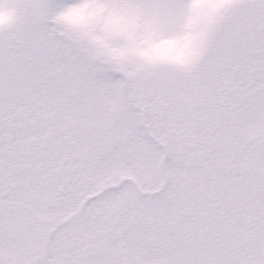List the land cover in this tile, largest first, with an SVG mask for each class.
<instances>
[{
    "label": "snow or ice",
    "instance_id": "snow-or-ice-1",
    "mask_svg": "<svg viewBox=\"0 0 264 264\" xmlns=\"http://www.w3.org/2000/svg\"><path fill=\"white\" fill-rule=\"evenodd\" d=\"M0 264H264V0H0Z\"/></svg>",
    "mask_w": 264,
    "mask_h": 264
}]
</instances>
